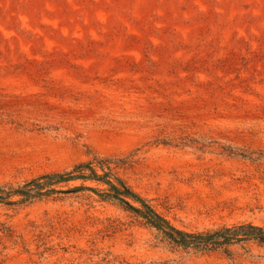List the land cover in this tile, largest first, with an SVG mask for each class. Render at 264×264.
<instances>
[{
    "label": "rangeland",
    "instance_id": "374dc122",
    "mask_svg": "<svg viewBox=\"0 0 264 264\" xmlns=\"http://www.w3.org/2000/svg\"><path fill=\"white\" fill-rule=\"evenodd\" d=\"M93 156L177 229L264 227V0H0V186ZM80 184L0 203V264H264Z\"/></svg>",
    "mask_w": 264,
    "mask_h": 264
},
{
    "label": "trees",
    "instance_id": "16d2710c",
    "mask_svg": "<svg viewBox=\"0 0 264 264\" xmlns=\"http://www.w3.org/2000/svg\"><path fill=\"white\" fill-rule=\"evenodd\" d=\"M118 163V158L93 156L91 160L76 163L65 171L47 173L15 187L0 186V203L29 204L60 193L58 187L61 185L91 182L102 188L80 184L68 191L90 190L102 199L116 203L158 231L174 247L202 254L217 251L226 254L230 247L248 242L264 246V227L251 223L220 226L201 232H186L173 227L117 175Z\"/></svg>",
    "mask_w": 264,
    "mask_h": 264
}]
</instances>
